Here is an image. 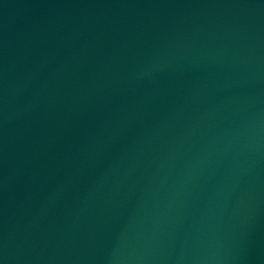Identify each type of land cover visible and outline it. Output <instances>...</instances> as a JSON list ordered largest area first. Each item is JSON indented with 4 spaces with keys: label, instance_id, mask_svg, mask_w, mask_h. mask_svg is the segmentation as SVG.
<instances>
[{
    "label": "water",
    "instance_id": "1",
    "mask_svg": "<svg viewBox=\"0 0 264 264\" xmlns=\"http://www.w3.org/2000/svg\"><path fill=\"white\" fill-rule=\"evenodd\" d=\"M0 264H264V0H0Z\"/></svg>",
    "mask_w": 264,
    "mask_h": 264
}]
</instances>
